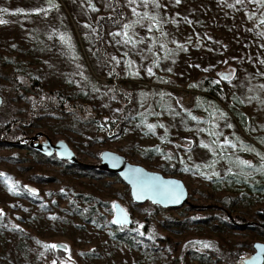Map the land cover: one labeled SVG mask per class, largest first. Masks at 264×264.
<instances>
[{"label":"rangeland","instance_id":"374dc122","mask_svg":"<svg viewBox=\"0 0 264 264\" xmlns=\"http://www.w3.org/2000/svg\"><path fill=\"white\" fill-rule=\"evenodd\" d=\"M53 2L58 7L45 14L35 10L48 8L47 0H0V7L9 9L3 17L9 23L0 25V126L15 141L26 134L23 147L0 146V264H35L37 258L47 257L45 244L66 245L56 250L64 251L71 264H183L190 253L212 256L218 264H236V250L264 243L263 237H220L201 227L185 236L160 229L177 219L183 223L184 216L194 220L240 215L253 222L264 211V172L254 170L264 164V36L258 35L264 32L259 24L264 7L249 0L235 7L228 6L235 0H159V9L137 11L158 12L169 35L148 32L142 25L150 22L144 20L132 30L135 38L154 37L156 42L145 39L132 48L117 44L121 37L110 35L137 19L121 0L125 20L105 26L104 42L108 55L120 61L112 60L119 74L117 86L132 98L133 110L124 117L122 104L108 86L110 72L96 51V22L114 14L110 0H92L97 11L88 0ZM17 9L24 12L12 15ZM60 34L71 38L72 51ZM161 43L165 49L159 48ZM206 79L223 83L225 102L207 97ZM35 82L63 92L72 103L88 105L99 119L113 123L115 131L106 133L97 120L76 111L33 110ZM233 111H240L245 123ZM147 124L156 127L150 131ZM39 133L45 139L41 143L47 138L54 144L66 142L76 154V164L98 167L101 154L112 151L178 178L188 187V204L179 210L135 204L130 188L115 180L97 187L89 178L66 172L70 163L56 155L46 160L30 154L26 148ZM204 185H221L219 198L213 200ZM113 204L132 218V227L145 232L141 236L148 249L138 251L115 238Z\"/></svg>","mask_w":264,"mask_h":264},{"label":"trees","instance_id":"16d2710c","mask_svg":"<svg viewBox=\"0 0 264 264\" xmlns=\"http://www.w3.org/2000/svg\"><path fill=\"white\" fill-rule=\"evenodd\" d=\"M110 4L113 10V15L101 16L97 19L96 22V34H97V45L96 51L98 58L101 63L104 65L106 69L109 70L110 74V84L108 85L112 91V94L119 100L122 104V114L124 117H129L133 108H132V98L131 95L122 89L118 88V84L116 83L119 80V74L116 71L111 57L108 55L105 48V26L106 25H120L125 20V12L122 8L121 0H110ZM122 14V15H121ZM216 81L213 79L204 80L205 92L207 93V97H214L222 102H225L227 99L226 89L222 82L215 83ZM33 89L36 91V97L33 99L32 109L37 106L43 109H56L62 113H70V110L78 112L81 116L89 117L92 120H97V123L101 124V128L106 133H112L115 131L116 127L107 120H101L95 114L92 108L88 105L81 103H72L71 98L65 95L61 91H50L47 90L43 85L34 83ZM234 116L239 119L240 122L245 123V118L240 111H233ZM9 134H5L3 132V127L0 126V146L6 147H23L20 145L21 141H24V135L21 134L20 138H17V142L12 137L8 136ZM30 154L35 156H40L41 158H45L49 160V157H46L36 150L31 149L29 146ZM127 158V157H126ZM100 159V158H99ZM128 160V159H127ZM60 162V161H59ZM66 172L74 173L82 178H89L94 181L95 186L101 187L109 180L119 181L120 183H124L117 175L109 174L105 171L100 170L98 167L87 166L84 164H68L66 167ZM205 189L210 190L213 195V200H217L218 193L221 191V185H204ZM208 193V192H207ZM174 208L170 210H179L183 208ZM168 210V209H167ZM200 215V214H198ZM196 219H187L185 216L183 217V223L181 220L177 219L178 222H170L161 224L160 229L169 231H178L182 236L187 235L194 227H201L205 230L206 233H215L217 236H232L241 233L240 235H247L249 237H263L264 238V211L258 212L256 221L251 222L249 219L244 216H232L226 215L224 217L208 219V217H200ZM128 230L126 226L117 227L112 225L115 235V238L119 241L129 244L133 248H136L138 251H145L148 246L144 241V237H142L137 231L136 227L130 226ZM142 232H144L142 230ZM145 233V232H144ZM243 233V234H242ZM170 234V233H169ZM145 243V244H144ZM253 246H250L248 250H236L234 262L239 264L242 261L249 259V257L253 254ZM198 253V251H195ZM202 255L207 256L205 253ZM190 260L183 264H194L196 262H200L201 264H218L219 260H213L212 256H209L207 259H204L203 256H198L195 253H190ZM71 264L70 260L67 257V254L64 251L49 249L47 252V257L45 259H41L40 257L35 260V264Z\"/></svg>","mask_w":264,"mask_h":264},{"label":"water","instance_id":"95a60500","mask_svg":"<svg viewBox=\"0 0 264 264\" xmlns=\"http://www.w3.org/2000/svg\"><path fill=\"white\" fill-rule=\"evenodd\" d=\"M2 105L3 97L0 95V109ZM42 137L43 134L39 133L31 139L32 142L30 147L33 150H36L46 157H51L56 154L59 160L67 161L70 164H76L78 162L76 154L66 142L59 141L54 144L47 138L44 143H41L40 138ZM98 168L109 174L117 175L124 184L130 188L131 196L135 204L141 205L150 203L154 206H159L162 209L180 208L188 204L189 190L182 180L175 177H166L161 173L150 171L141 165L133 164L121 154L112 151L103 152L100 156V164ZM135 169H140L141 171L136 172ZM138 179L159 185L162 189H172L179 195V199L153 192H141L140 185L137 183ZM169 181L175 183L169 185ZM138 195L140 196L139 199L137 198ZM117 206L118 207L115 208L114 220H124L126 218L127 223H117L114 225L119 227L131 226L132 218L120 205ZM253 249V254L249 259L242 261L239 264H264V243H255Z\"/></svg>","mask_w":264,"mask_h":264},{"label":"snow or ice","instance_id":"6c2138e0","mask_svg":"<svg viewBox=\"0 0 264 264\" xmlns=\"http://www.w3.org/2000/svg\"><path fill=\"white\" fill-rule=\"evenodd\" d=\"M49 7L48 8H40V9H36L35 11L37 13L40 12H44L45 14L51 9V8H56L58 7V5H56L53 0H47ZM245 2V0H235V4H229V7H235V5L238 4H243ZM249 2H255L258 5H260L261 7H264V0H249ZM88 3L92 9V11H97V9L95 8V5L92 4V0H88ZM126 3L129 7H131V11L133 13V15H135L137 17L136 20L131 21L130 23H123L122 24V31H117V32H112L110 33V35L115 38V37H121V40L116 41L117 44L123 43L124 45H131L132 48H135L136 45L138 43H144L145 39H152L153 43L156 42V38L154 37H149V38H140L139 40L136 39V33L133 32L132 30L134 29V27L138 24H141L142 21L147 20L150 23H148L147 25H142L144 27L147 28L148 32H153V30L155 29L156 31H159L161 33V36L163 37H167L169 34L163 31V17L160 16V14L158 12L153 11L152 13H149L148 11L145 12H138L137 11V7H149L151 6L153 10L155 9H159L162 5L160 4L159 0H126ZM176 4H180L181 0H175ZM135 5V6H134ZM24 10L23 9H17L14 12H12V15H15L17 13H23ZM9 13V9L6 7H0V25L3 24H7L9 23L8 20L4 19V15ZM122 15V14H121ZM250 19L253 17H249ZM175 22V21H173ZM189 23H191V21H189ZM259 24L260 25H264V15H262L261 19L259 20ZM84 27L89 28L91 27V25L89 24H85ZM95 31V30H93ZM258 35L260 36H264V32L258 33ZM59 39L62 43H64L65 45H67L68 49L70 51H72V45H71V38L68 37L66 34H60L59 35ZM172 43H176L175 40L171 41ZM178 47L180 48H184L183 45H178ZM159 48L160 49H165L166 45L164 43L159 44ZM184 50H187L186 48H184ZM149 51H151V49H149ZM123 55L127 56L128 53L125 52L123 53ZM75 58V57H74ZM112 60L116 61L117 64L120 63V61L115 57H111ZM157 65H158V61H156ZM261 64H264V60L260 61ZM128 66L131 67L132 66V62L129 61L128 62ZM149 74H153L152 72V68L149 67L147 69ZM168 71H171V69H168ZM205 71H207V69H205ZM222 76L223 79H230V75L229 76H225L224 74H220ZM215 83H219V81H216ZM195 85H193L194 87ZM260 88L264 89V85H260ZM251 90V89H250ZM98 91V89H97ZM251 99V98H250ZM192 119H196L195 117H192ZM156 125L154 124H147V128L150 131H153L155 129ZM161 127H163V125H161ZM229 127H231V125H229ZM225 143H229L227 140L225 141ZM204 147H208V145H203ZM232 147H235V145H232ZM258 155H260L258 153ZM169 159L171 157H168ZM261 160H264V155H261ZM239 164L241 165H245L248 168H254V166L248 162V161H238ZM255 171H260V172H264V164H262L260 166V168H256L254 169ZM136 172H140V169H135ZM213 175H218V173H213ZM210 178V177H209ZM137 183L140 185L141 188V192H153L156 194H160V195H165V196H169L175 199H179V195L173 191L172 189L169 188H161L159 185L156 184H152L150 182L138 179ZM175 182L169 181L168 184H174ZM15 190V185L12 186V188L10 189V191H14ZM29 191H33L32 189H29ZM137 198L139 199L140 196L138 195ZM118 207L116 204H113V208ZM3 215V211L0 210V216ZM112 223L117 224V223H127L126 218L124 220H113ZM140 227H143V225H141ZM137 231H139L137 229ZM140 235H144V233L140 232ZM39 243V242H38ZM196 243H202L204 248H208L211 247V245L207 242H196ZM43 247L45 248V250H49V249H57V248H64L67 249L66 245H56V244H45L43 245ZM259 247V246H258ZM41 255H43V253H41ZM70 259V257H69ZM53 264H55V261H53Z\"/></svg>","mask_w":264,"mask_h":264},{"label":"flooded vegetation","instance_id":"af4514ba","mask_svg":"<svg viewBox=\"0 0 264 264\" xmlns=\"http://www.w3.org/2000/svg\"><path fill=\"white\" fill-rule=\"evenodd\" d=\"M45 139L44 138H40V142H43ZM30 147V146H29ZM31 148V147H30ZM32 149V148H31ZM56 154H54L53 156H55ZM56 157V156H55Z\"/></svg>","mask_w":264,"mask_h":264}]
</instances>
